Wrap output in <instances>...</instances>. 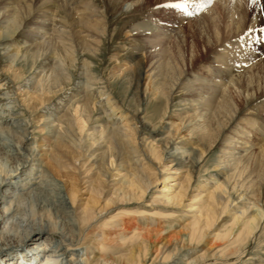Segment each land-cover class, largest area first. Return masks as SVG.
Here are the masks:
<instances>
[{
    "label": "bare ground",
    "instance_id": "1",
    "mask_svg": "<svg viewBox=\"0 0 264 264\" xmlns=\"http://www.w3.org/2000/svg\"><path fill=\"white\" fill-rule=\"evenodd\" d=\"M59 1L0 0V12L4 11L8 16L6 31L12 35L17 33L18 24L31 17L34 26L29 34L34 42L32 53L38 51L43 55L51 48L52 59H55L53 63L45 61L36 76L28 79L27 90L22 96L23 104L36 114L44 107L55 108L53 118L44 124L49 130L44 136L49 150L40 157V148L37 149L36 142L31 144L29 131L13 136L14 143L12 139L0 142V264H166L171 255L180 259L192 250L198 252L188 264H236L252 255L254 252L248 246L255 238L260 239L257 232L262 222L264 224V201L261 198L264 193L263 135L254 152L253 143L233 138L227 132V147L218 155L219 169L226 170L211 172L207 182H199L190 204L184 202L190 198L187 195L193 187L198 166L212 148L208 126L219 128L221 134L231 115L239 111V98L241 101L256 98L264 93V86L253 83L251 78L233 75L226 68L225 73L232 84L229 95H223L218 104L213 100L214 95L217 97L216 92L207 96V101L200 98L186 103L184 115L170 118L162 127L159 148L142 145L138 141L137 124L140 123L144 130H149L150 126L140 116L141 111L125 110L105 89L99 94L104 96L101 108L109 120L104 125L97 123L94 114L97 98L88 84L93 78L88 82L86 77L83 88L70 96L66 103L61 100L57 106L53 103L70 80L68 68L77 61L75 48L79 51L87 47L91 52L97 50L93 43L95 45L100 40L87 39L91 36L87 34L89 29L91 34L105 33L99 22L87 19L95 16L88 10L91 3H86L87 0ZM35 6L50 10L52 14L35 13ZM223 6L227 9L225 18L230 9H237L231 6V2ZM60 8L63 15L57 18L55 15ZM74 11L81 14L78 22L73 17ZM72 25L78 26L82 33L87 31L86 34L71 37L66 29ZM211 37L212 42L217 43L216 35ZM19 48L15 47L16 55ZM214 52L215 60L226 53L225 50ZM261 54L260 62L264 64V49ZM190 56L188 63L195 58L193 54ZM169 59L163 65L166 70L163 78L161 72L153 73L151 64L145 63L143 58L137 60L133 68L129 63H125V68L117 66L116 72L131 69L128 73L123 72L124 79L135 84V94L141 103L149 95L155 99L162 94L169 99L185 66L183 56L180 72L178 64L171 65ZM148 71L151 73L147 74ZM13 72L18 76L19 72ZM165 78L170 83L168 93ZM141 88L148 91L142 97L139 94ZM212 104L216 107L213 108ZM201 106L209 110L206 109L209 115L206 112L201 114ZM210 107L214 109L213 114L209 113L212 111ZM65 155L73 163L80 159L82 166L90 172L85 180L90 195L84 203L81 195L79 197L78 180L72 172L66 171L73 164L66 159L63 161ZM112 177H115L111 188L114 196L107 198L106 187ZM259 179L263 182L256 186ZM151 189L156 190L152 204H157L158 211L143 208L146 207L143 199ZM139 204L143 207L137 206ZM114 205L125 208L112 213L116 210ZM185 205L194 208L191 207L184 219H176L182 216L179 212ZM220 216L226 217V226L210 234L213 221ZM164 217L172 221L168 224L163 221ZM205 239L208 246L202 250L200 246ZM262 246L259 244L260 249L264 248ZM244 263H248V258Z\"/></svg>",
    "mask_w": 264,
    "mask_h": 264
},
{
    "label": "rangeland",
    "instance_id": "2",
    "mask_svg": "<svg viewBox=\"0 0 264 264\" xmlns=\"http://www.w3.org/2000/svg\"><path fill=\"white\" fill-rule=\"evenodd\" d=\"M59 2L61 3L62 0ZM166 2H168V0H87L86 3H91L89 4L91 7L90 9L88 8V10H91L95 14V16H90L87 19L89 21L92 20L91 22L93 23H95V21L99 22L100 29L105 28L103 29L105 33L101 35L91 34V30L89 29L87 34L91 36L86 38L89 40H92L91 38L100 40L99 43L95 45L93 43V46L95 48L97 47V50L91 52L90 48L87 47L85 49L80 48L79 51V48H75L77 51L75 50L74 56L77 61H74L75 63H73V66H69L68 68L70 80L66 83L64 91L53 100V103H55L56 106L59 105L60 100L62 103H66L70 96L83 88V85L86 83V77L87 81L89 80L88 82L93 78L88 84L97 98L96 110L94 113L95 118L98 119L97 123L104 125L109 120L106 113L101 108L105 102L104 96L99 94L101 89H105L119 101L125 110L133 112L139 109V111H141L140 116H143L144 120L148 122L150 129L144 130L141 124L138 123L137 126L140 136L138 141L142 143V145H148L150 148L157 149L162 141L161 137L163 136V132L160 133L162 127L170 118L174 119L177 115L183 114L184 107L187 106L188 102H196L200 98L206 100L207 96L216 92L217 97L214 95L215 97L213 96V100H216L215 103L218 104L222 100L221 98L223 95H229V93H231V80L225 71L228 70L238 77L244 76L248 79L251 78L250 80L253 83H260L261 86H264V64L263 61L260 62L263 57L261 50L264 49V0H188L186 11L178 9H158L156 7L158 3ZM172 2H177V0H172ZM229 2H231V6L237 9H230L227 18H225L227 9L223 5L229 4ZM222 3L223 5H221ZM258 6L259 8H257ZM34 12H40L41 14L47 12L48 14H52V11L37 6L34 8ZM0 13V142H3L2 140H10L13 136L16 137L23 134L25 131H29L31 132L30 138L33 142L31 144H34V142L37 143H35V145H38L37 149L40 148V157H42L49 150L48 143L44 141V136L49 133V130L44 124H46L49 119L53 118L52 115L55 113V108L44 107L40 113L36 114L23 104L22 96L24 94L23 91L27 90L28 79L30 80L33 76H36L37 71L41 69L43 63L45 61L50 63L54 62L53 60L55 59H52L54 58V56L52 57L53 51H51L52 49L50 48L48 53L43 55H39L38 51L32 53L34 42L30 39L31 37H29V34L33 31L32 28L34 26L32 25L31 17L26 19L21 25L18 24L17 33L15 32L12 35L7 32L5 28L7 26V13L4 11ZM62 15V9L60 12L57 10V15L55 16L58 18ZM73 17L78 22L81 14L76 12ZM101 23L104 24L102 25ZM78 29V26L72 25L70 28L68 27L66 31L71 34V37H77L81 34L84 35L87 32L84 31L82 33ZM216 32L219 33L216 34ZM212 35H216L217 43L212 42ZM149 39L152 40V42L148 41ZM11 44L15 45L12 46ZM16 46L20 47L17 55L15 54ZM222 47H227L229 49H222ZM165 50L169 51L165 53ZM214 50H225L226 53L215 60V58H213L215 55ZM12 51H14V53H12ZM232 53L235 54L233 55ZM190 54H193L196 59L194 58L188 63L187 60L191 57ZM182 56L185 66L181 72V78L179 77L178 83L173 87V92L169 99L168 96L162 94L155 99L149 95L148 99L145 102L141 100V103L140 98L135 94V84H133V82L130 84L124 79L125 73L130 72L131 69L123 71L125 73L116 72L117 66L122 65V67L125 68V63H129L133 68L134 63L143 58L145 63L151 64L153 69L152 72H161L159 74L163 78L166 72V70L163 69V65L165 66L167 64L168 58H170L169 61L171 65L173 63H175V65L178 64L180 72L182 67ZM33 57L34 59H32ZM11 64L12 68L10 67ZM252 67L255 68L252 69ZM13 71L19 72L18 76H16ZM149 73L151 72L148 71L147 74ZM193 76L196 77V80ZM166 80L165 78L166 92L168 93L170 83ZM213 88H217L218 92ZM232 91H234V89H232ZM219 92L222 93L219 94ZM144 93L147 94L148 91L144 92L143 88H141L139 91L141 97ZM236 93H239V89H236ZM255 97L256 98L247 101H241L239 98L237 103L239 105V111H237L234 116L231 115L228 119L229 121L226 123L227 126L221 134L218 133L219 128L214 125L208 126L209 132L211 133L210 145L212 148L198 166L195 172L193 187L187 195L190 198L185 199L184 204H190L193 198L192 196L196 194L197 187L201 182L208 181L211 172L218 173L226 170L219 169V156L223 152V149L227 147L226 138L228 133L233 135V138L249 141L251 144L253 143L252 147L254 152L261 144L260 140H263L261 139L263 138L261 135L264 136V93ZM102 101L103 103H101ZM214 104H212L213 108L216 107ZM201 108L203 111H200ZM200 109L199 111L201 114L203 112L202 115H209L207 113L209 110L205 106H201ZM211 110L212 108L210 111ZM213 110L209 113L213 114ZM204 112L206 113L204 114ZM37 116H39L41 123L37 122ZM16 123L18 125L20 124V127L17 126ZM4 135L6 136L3 137ZM14 142L16 141L13 140V143ZM64 159L67 161L69 160L68 162L73 164V166H70L66 171H68V173L72 172V176L78 180L81 188L79 197L81 195V202L84 203L86 198L90 195V192L87 191L88 183L85 182L90 172L86 171V166H82L80 159L76 163H73L72 159L67 155L63 157V161ZM88 164H90V162H88L87 165ZM229 172L230 171H228V173ZM114 179L115 177H112L107 184V198L113 193L111 188L115 182ZM260 179L256 186L263 182V180L260 181ZM155 194V189L149 190L147 196L143 199V205L146 207H143V205L140 206L141 204L137 206L143 207L148 211H158L156 207L157 204H152V196ZM261 198H263L264 201V193ZM186 205L183 207L182 211L180 210L181 212H179L182 216L176 219H184L189 214L191 207L194 208V206ZM113 207L116 210H113L112 213L121 211L120 208H125V206L115 205ZM165 220L168 224L172 221V219L164 217L163 221ZM226 224V217L220 216V218L213 221V228L210 234L224 229ZM257 235H259L260 239L257 241L255 238L248 246L249 250H253L254 253L244 257L241 261H237L236 264H264V248L260 249L259 247V244L264 247L263 222ZM207 246L208 241L205 239L200 248L204 250ZM197 252L196 250H192L180 259L172 258L171 255L167 260L169 262L166 264H188L189 259L193 258L195 256L194 253ZM247 258L248 263H244ZM61 264H63V262H61Z\"/></svg>",
    "mask_w": 264,
    "mask_h": 264
},
{
    "label": "snow or ice",
    "instance_id": "3",
    "mask_svg": "<svg viewBox=\"0 0 264 264\" xmlns=\"http://www.w3.org/2000/svg\"><path fill=\"white\" fill-rule=\"evenodd\" d=\"M188 0H177V2H172L168 0L166 3H158L156 7L158 9H178L181 11H186Z\"/></svg>",
    "mask_w": 264,
    "mask_h": 264
}]
</instances>
